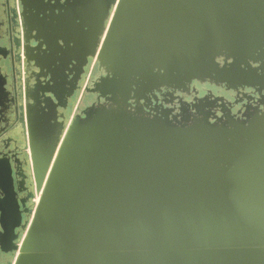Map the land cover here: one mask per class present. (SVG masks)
I'll return each instance as SVG.
<instances>
[{"label":"water","instance_id":"1","mask_svg":"<svg viewBox=\"0 0 264 264\" xmlns=\"http://www.w3.org/2000/svg\"><path fill=\"white\" fill-rule=\"evenodd\" d=\"M20 1L38 201L0 237L5 264H264V111L141 103L193 80L264 81V0ZM90 59L104 102L69 116Z\"/></svg>","mask_w":264,"mask_h":264},{"label":"flooded vegetation","instance_id":"2","mask_svg":"<svg viewBox=\"0 0 264 264\" xmlns=\"http://www.w3.org/2000/svg\"><path fill=\"white\" fill-rule=\"evenodd\" d=\"M23 6L20 0H0V58L12 59V69H0V83L5 84L0 89V215L3 214L0 237L7 244L11 236V228L19 215L21 223L27 219L29 210L34 209L37 202L36 183L31 161V153L22 121L23 94L26 88L25 66L22 60L24 49ZM90 59L84 71L79 76L73 95L68 101L67 114L73 116L99 101L97 94L91 89L101 76L106 75L99 69V62ZM221 67H230L232 59L227 62L224 57L218 58ZM93 63V65H92ZM253 69L243 65L245 70L254 73ZM250 73V74H251ZM261 73V70H259ZM45 79V78H42ZM259 80L255 78L230 77L228 80L199 81L186 83L181 89H154L147 93V99L142 100L143 106L152 114L157 111L169 110L170 116L192 111L196 107L209 105L217 117L230 115L236 119H244L261 109L264 111V81L253 86ZM262 88V90H261ZM19 229L15 230L17 233ZM12 233V235H11ZM23 231L20 232L22 235ZM16 241V240H15ZM10 245V244H7ZM14 255L0 251V264L13 260Z\"/></svg>","mask_w":264,"mask_h":264},{"label":"built area","instance_id":"3","mask_svg":"<svg viewBox=\"0 0 264 264\" xmlns=\"http://www.w3.org/2000/svg\"><path fill=\"white\" fill-rule=\"evenodd\" d=\"M94 61H95V59L93 60V63H94ZM93 63H92V65H93ZM37 201H38V196H37Z\"/></svg>","mask_w":264,"mask_h":264}]
</instances>
